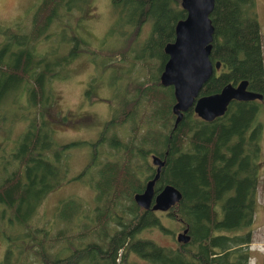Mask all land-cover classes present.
I'll return each mask as SVG.
<instances>
[{
  "label": "trees",
  "instance_id": "1",
  "mask_svg": "<svg viewBox=\"0 0 264 264\" xmlns=\"http://www.w3.org/2000/svg\"><path fill=\"white\" fill-rule=\"evenodd\" d=\"M76 1L39 0L26 29L0 27V129L6 131L0 137V225L6 242L0 264H27L30 253L38 264H127L129 253L154 264H248L264 101L255 0H214L209 58L220 68L200 95L247 80V89L263 99L233 100L223 116L210 122L189 109L176 126L173 87L161 85L159 76L167 60L164 47L186 16L180 0H110L108 33L122 41L106 52L85 41L81 21L89 0H82V9ZM145 24L149 35L138 42ZM62 30L67 34L62 36ZM42 43L44 51L38 50ZM85 54L102 72L115 62L137 60L147 76L130 81L129 72L114 70L112 82H106L113 92L111 116L95 140L58 143L54 116L45 115L55 102L51 82L67 80L70 65ZM101 77L99 72L92 78L86 95L103 82ZM16 122L24 126L12 137ZM77 146L88 147L89 156L74 178L93 189L88 203L93 201V208L74 197L61 200L54 217L76 222L78 232L60 229L52 238L35 220L47 194L66 182L67 156ZM153 155L165 162L155 191L170 184L181 193L165 213L187 228L186 244L166 247L144 235L153 228L174 234L156 211L144 210L133 199L156 172ZM57 241L62 243L58 250Z\"/></svg>",
  "mask_w": 264,
  "mask_h": 264
},
{
  "label": "rangeland",
  "instance_id": "2",
  "mask_svg": "<svg viewBox=\"0 0 264 264\" xmlns=\"http://www.w3.org/2000/svg\"><path fill=\"white\" fill-rule=\"evenodd\" d=\"M38 1L0 0V27L7 26L9 28H15L24 25L26 29V26H29L31 12ZM75 3L78 8H83L84 2L82 0H77ZM255 8L261 35V54L264 66V0H255ZM83 11L82 15L84 16V20L81 21V25L84 23L82 26L86 28L85 36L87 39L84 38L87 43L90 41L91 49L96 47L102 50L105 49L106 52L116 49L121 45L122 40L113 36V33H108L112 21L110 0H89L86 8H83ZM128 30H130L129 27ZM149 31V24L142 26V30L137 38L138 42L145 39L149 35ZM66 34V31H61L62 36ZM45 48L46 45L43 43L38 46V50L40 51H44ZM90 57L92 56L90 55ZM119 57L116 56L115 58L118 59ZM100 59L98 60L100 61ZM97 67L94 65L93 60L91 61L86 54L81 55L70 65L71 75L67 80H55L51 82V91L55 97V102L53 107L46 110L45 115L48 117L49 111L54 116L52 118V128L55 140L58 143L95 140L104 122L111 116L113 92L111 89L109 90L111 87L106 82H112V72L114 70H120L118 71L120 74L124 70L129 72L127 75L130 77V81H136L137 79L143 81L147 76L144 68H142V65L137 60L135 62H115L105 67L103 72L100 68L97 70ZM99 72L102 73L99 81L103 82L97 84L98 86L94 85L90 90V95H86L85 91L89 85L88 83L94 76L97 77ZM260 104L262 109L259 114V120L263 128L259 141L260 154L256 161L258 166V182L254 198V221L251 226L252 239L248 245L250 251L248 264H264V101H260ZM2 112L3 110H0V114ZM23 126L24 124L22 122H16L10 135L14 137L22 130ZM123 129V134H125L126 128ZM5 133V129H0V137H4L6 135ZM0 144L3 145L1 141ZM88 156L89 149L86 146H77L70 150L67 156L68 170L65 173L67 177L66 182L48 193L39 209L41 218L39 219L38 217L35 222L39 228L45 227L49 230L52 238L56 237L60 229L68 230L66 234H75L78 232L76 222L64 224L54 217V210L61 200L74 197L84 202L87 208H93V201L92 204H88L94 197L93 189L91 190L89 186L74 178L87 162ZM156 214L160 217L164 228L173 230L174 234H164L160 229L153 228L151 231L145 232L144 235L162 246H176L175 236L178 232L182 231L179 224L170 220L166 213L162 214L161 212H157ZM1 228L2 225H0V262L3 263L6 242ZM53 244H55L54 249L58 250V247L62 243L57 241L53 242ZM15 252H17L16 249ZM29 259L30 262L27 264H38L35 262L36 257L33 253L29 254ZM132 262L141 263L145 261L138 255L129 253L127 264Z\"/></svg>",
  "mask_w": 264,
  "mask_h": 264
},
{
  "label": "water",
  "instance_id": "3",
  "mask_svg": "<svg viewBox=\"0 0 264 264\" xmlns=\"http://www.w3.org/2000/svg\"><path fill=\"white\" fill-rule=\"evenodd\" d=\"M186 16L177 21L174 28V40L164 47L167 55L159 76L161 85L172 86L175 103L172 111L176 115V126L189 109L204 121H213L223 116L233 100L253 101L262 99L263 95L247 89V80L237 84L228 83L214 94L200 95L204 84L212 76L214 70L220 68V62L212 64L209 56L212 48L214 27L210 14L214 8V0H180ZM152 163L156 172L145 185L142 192L133 197L135 203L144 210L167 212L180 201L181 193L173 185H165L156 195L155 183L160 176L165 162L153 155ZM187 228L178 232L176 241L187 243L190 239ZM129 264H153L132 262Z\"/></svg>",
  "mask_w": 264,
  "mask_h": 264
},
{
  "label": "bare ground",
  "instance_id": "4",
  "mask_svg": "<svg viewBox=\"0 0 264 264\" xmlns=\"http://www.w3.org/2000/svg\"><path fill=\"white\" fill-rule=\"evenodd\" d=\"M263 99V97H262ZM262 99H256V100H262ZM230 105V104H229ZM161 189H159L158 191H156V195L158 194V192L160 191ZM179 202V201H178ZM177 203V202H176ZM175 203V204H176ZM156 212H159V211H156ZM188 233V232H187ZM189 235V234H188ZM190 236V235H189ZM190 240V239H189ZM178 242V241H177ZM179 243H183V242H179ZM188 243V242H187ZM186 244V243H185ZM150 263V262H149ZM154 264V263H153Z\"/></svg>",
  "mask_w": 264,
  "mask_h": 264
},
{
  "label": "flooded vegetation",
  "instance_id": "5",
  "mask_svg": "<svg viewBox=\"0 0 264 264\" xmlns=\"http://www.w3.org/2000/svg\"><path fill=\"white\" fill-rule=\"evenodd\" d=\"M156 184V183H155ZM141 263H146V262H141Z\"/></svg>",
  "mask_w": 264,
  "mask_h": 264
}]
</instances>
